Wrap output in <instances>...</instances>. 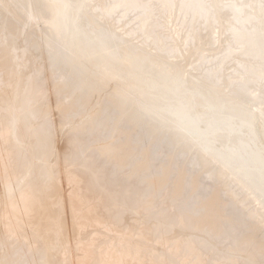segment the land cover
Here are the masks:
<instances>
[{"label": "bare ground", "instance_id": "6f19581e", "mask_svg": "<svg viewBox=\"0 0 264 264\" xmlns=\"http://www.w3.org/2000/svg\"><path fill=\"white\" fill-rule=\"evenodd\" d=\"M15 2L51 25L0 11V264H264V0Z\"/></svg>", "mask_w": 264, "mask_h": 264}, {"label": "rangeland", "instance_id": "374dc122", "mask_svg": "<svg viewBox=\"0 0 264 264\" xmlns=\"http://www.w3.org/2000/svg\"><path fill=\"white\" fill-rule=\"evenodd\" d=\"M106 5H103V7ZM102 8V7H101ZM19 9V3L15 2V0H0V11H3L7 14L13 15L15 10L17 12V10ZM107 10V9H106ZM81 13V11H79ZM19 13V12H17ZM22 17V22H21V28L23 29H38V30H48V27L51 25L50 22V18L42 16L40 14V12L37 10H32V8H30V10L28 8H26L24 10V14L19 13ZM72 18V16H71ZM78 16L77 18H75L74 22L75 23H79L78 20ZM164 24V23H163ZM63 27L65 30H59L61 31V33L59 32L57 35V38L59 39L58 41L60 42V47H61V52L63 53V58L65 61L67 62H72L74 63L76 66L79 65L80 60L83 57H89L92 58L91 59V63H93L97 56L94 52H90L88 49L80 47L79 45V52L77 54H74V52L72 51V45H73V41H74V32L72 28L67 29L65 27V24L63 22ZM248 68L252 69L251 67H249L248 65H245L242 67V70L246 72V74H249ZM260 94V93H259ZM263 94H261L262 97ZM264 100V99H263ZM30 103H27L26 106H24L21 112H25L28 111L29 109H31V105H28ZM49 118H57L58 116L52 117V114L48 115ZM203 121V120H202ZM204 122V121H203ZM241 124H243V127L245 128L247 134V137L244 139L245 141L244 144L246 146H248L251 150V152H253L255 155H257L259 153V148H258V144L256 143V135L253 134L252 128H251V124L249 122H241ZM160 132L163 133L164 138H172L173 141L175 143H179V144H184V146H188L189 150H192L190 153V157H188V165H190V169L194 170H198V169H202L203 164L202 162L199 160L198 155L200 154V150L201 146L199 145V143L193 139V137H191L190 141H183L176 133L175 131L171 130V129H167L166 127L162 126L159 127ZM213 134H216L213 133ZM195 141V142H194ZM210 145H212V142H208ZM214 145V144H213ZM93 146H90L88 148L87 151H91ZM90 149V150H89ZM86 151V152H87ZM263 153V152H262ZM186 152H180L177 155V158L180 160H184ZM220 154V153H218ZM264 155V153L262 154ZM225 156L227 157L226 154L223 155V158L225 160ZM223 158H221L220 156H217L216 158H212L214 163L210 168L208 169H203V175L205 176V178L209 181H214V175L216 174L215 169H217V165L218 164H222V162L220 160H222ZM264 166V164H263ZM252 171H254V169H250ZM231 180L230 181H226L228 184L226 185L225 190V196H227L228 192L227 189L229 188H233V190H236L239 193V198H241L240 200H235V203L239 204L238 206H241L242 209L244 211H249L252 208H257L259 206V204H261V201L259 200V198H257L256 200L253 199L252 202H248L249 198L247 196H249L250 194L245 192L244 190H246L245 188H239L237 187V184L235 183V181L232 180L233 177H235V175H241L242 172H237V170H233V167H231ZM243 189V190H242ZM254 198V197H253ZM262 207V205H261ZM264 211H262V217H264ZM13 238H10L9 240H12ZM1 249H3V247H0ZM218 248V246L216 247ZM222 246H219V249H221ZM0 249V251H1ZM3 251V250H2ZM1 251V252H2ZM0 252V253H1ZM210 263V262H209Z\"/></svg>", "mask_w": 264, "mask_h": 264}]
</instances>
